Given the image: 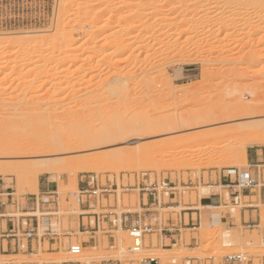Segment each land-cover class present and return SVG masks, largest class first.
Listing matches in <instances>:
<instances>
[{
  "label": "rangeland",
  "instance_id": "374dc122",
  "mask_svg": "<svg viewBox=\"0 0 264 264\" xmlns=\"http://www.w3.org/2000/svg\"><path fill=\"white\" fill-rule=\"evenodd\" d=\"M67 1L68 0H64V3L66 2L69 5L73 2H70V0L68 2ZM87 1L89 3H93L92 5H87V8L89 9L90 6V8L93 7V9H86V12H84L86 14L85 18L87 19L92 12L97 13L99 11V18L97 19L98 23H95L96 20L93 21L94 23L92 22L90 24L84 22V33L78 32V38L75 41L76 46L79 45V42L80 46L81 43H83L82 48L85 51L82 49L80 50L82 52L78 53V55L82 54L79 55V59H82L71 68L70 66L65 68V66V69L63 68L64 70L60 69L62 71H58V78L60 80L63 76V80L61 79L62 82L60 80L62 83L61 85H71V83L78 84L73 86L71 85L73 90L69 89V91L71 90L70 92L66 91L64 94L62 93L61 98L68 92L67 96L65 95L66 97L63 98L68 100L67 97H69L70 94L72 95L71 92H74V90L79 88L78 90L81 92H74L72 98L70 96L69 102H71V99L75 101L76 97L77 99L80 98L77 100L76 105L74 104V101V103L71 102L74 107L77 106V104H81L78 103L81 101L86 104V108L84 107L86 110L92 109L93 112H97H92V115L95 114L96 116H91L90 120L88 119L91 112L87 110L90 114L85 115L88 116L87 120L89 122L92 120V123L90 122L92 127L101 125L103 121L105 123V120H111L110 116L113 115V113H119V116L123 115L121 118L129 117L131 114H134L137 118L140 117L141 114L152 119L158 117L177 118L185 114L187 111L199 113L203 110L207 112L209 109L211 110L213 108L215 110H219L223 107L228 108L231 104H233L232 101H236L238 98H240L239 105L249 103L250 105L258 104L261 105L262 108L264 107V0H236L238 3L243 4V8L239 13L228 14L226 11H222L221 13V10H219V13L216 12L218 10L212 11L214 12L213 14L216 12V17L212 14V12L206 14L203 18H210L212 20H209V23L202 28L195 27L196 29L186 24L183 26V21L180 18L173 19L172 15L171 22L170 20H166L165 23L161 22L159 25H157V23H155L156 25L154 24V26H157L159 30L162 29L160 31L162 33L164 32L163 35L159 31L161 34H158L156 38L151 40L146 38V35H149L148 33L143 35L145 37L140 35L143 39L141 38L136 45H140L142 43L144 48L140 45L141 47L137 46L139 50H136L135 47V50L133 49L131 53L130 51L122 52L123 55L118 54L117 52L112 54V52L116 50L115 41L113 39L115 38L114 36H119V33H121V36L119 37L130 35L129 22L111 23L109 26L105 23L106 18H109L110 16L109 4L117 3L118 0L117 2H115L116 0H107V2L106 0H101L102 4L100 3V0L99 2L98 0H77L79 4H82L83 2L87 3ZM110 1L113 3H110ZM62 2V0H0V92L4 90L3 92L5 93L4 94L2 92V95H0V99L2 100L0 101V108L2 109L3 107L1 113L2 115H5L7 110V114L8 112L10 113L14 110L15 105H18L15 104L16 100L18 103L20 100L19 104H21L23 103L21 100L26 102L30 97L35 98V96H33L34 94L38 95L37 97H40L39 94H42V97L46 94L41 92L44 91L45 86H43L44 89L42 88L40 89L41 91L39 90L41 93L37 91L39 94L26 87H22L23 89L20 87V91H17L19 90L18 86H20L21 81L19 80H21V78H23V81H31L30 79L32 77L29 74L30 67L25 68V70L29 73L26 71L22 72L21 69L24 70V68H21V65L16 63L17 59L15 58L17 55L14 47H16L18 39L22 38L24 33L27 34L26 39L28 45H33L35 41L37 44L39 41V43H41V41L44 43L48 42L50 40L48 38L52 37L54 32L53 30L56 29L55 26L57 27L59 23L62 25L68 24V19L71 18V14L74 12V3L71 4L72 6L70 5L73 9L65 3L66 6L70 8L68 9L67 7H63L65 4ZM104 2L109 8H106L105 5H103ZM61 4L64 5L62 6ZM102 7H105L107 11H109H105V8L101 11ZM63 8H65V10H63ZM65 11L67 12L65 13ZM88 13L91 14L88 15ZM175 15L174 17H176ZM219 18L223 19L221 20ZM176 19H179L181 23L179 20L176 22ZM150 22L147 23L148 26L153 23ZM178 22L180 24H177ZM103 23L104 25H102ZM89 25L91 26L89 27ZM93 27L96 28L97 31ZM185 27L186 29H191L186 30ZM101 28H103V31ZM121 29L127 30H125V32L122 30V32H124L122 33ZM94 30L96 32H94ZM95 33L98 34L96 35ZM88 34H91L92 36L94 35V37H92V41H90L91 38L89 40ZM107 35L108 37L109 35L113 36V39H109L110 37L105 38ZM159 36L161 38H159ZM200 36H202L203 39ZM107 41H109L110 44L109 42L107 44ZM146 42H149V44H146L145 49L144 43ZM5 52L8 53V56ZM2 53L6 56L4 55L5 57H2ZM190 58L194 59V62H190ZM145 59L146 61L144 62ZM85 60H87L88 64L86 62L84 64L83 61ZM102 60L105 64L107 62L106 65L109 69L104 64V69L102 67L99 68V66L102 65ZM47 61L43 60L41 61L43 64L40 62L39 65L48 67L49 65L50 67L54 66V59ZM108 62H110V64ZM111 63H116L117 65L115 66V64H112V66ZM95 64L100 65L98 67L95 66L94 68ZM148 64H150L151 67H149ZM76 65H78V67ZM18 66L21 69H19ZM79 67H81L82 70H80L83 75V71L86 69L83 77L82 73L79 72ZM100 69L102 70L100 71ZM128 73H131L133 77H130L132 75L129 74V76ZM127 75L129 76V79ZM29 76L30 79L28 80ZM66 76H68V78H66L65 82L64 77ZM45 80L46 78L42 79V81ZM122 81H124V83ZM116 82H118L117 85ZM119 82H122L124 85L123 87L125 88L123 90L122 85H120V88H118L120 91H117L119 92V96L122 97L123 93H127L128 95L127 96L125 94V96H123L124 99L123 97L122 99H118L119 97L114 95L117 94L115 88H117L116 86H119ZM17 83H19L18 86ZM110 86H112L111 88H115L111 89ZM47 88L45 89L47 90L46 95H49L48 92L52 94L53 91L50 92L52 89L48 91ZM110 89L112 91L114 90L113 92L115 93H111L112 91H110ZM22 93L26 97L22 95ZM172 96H175V98L171 100ZM41 99L38 98V102H41ZM63 99L60 100L62 101ZM65 100H63V103L65 102L66 104L67 101ZM71 103H69L67 108L70 107V109L73 110L74 107ZM82 104L77 106L79 110L77 107L74 109L77 114L80 109V112L83 114V111L86 112V110L82 111ZM66 105H68V103ZM79 106L81 107L79 108ZM62 107L66 106L63 104ZM106 113L108 114L105 116L104 114ZM234 113L235 112L232 111V113L226 112L222 114L220 119L223 120L215 123L206 122L204 124H200L199 126L196 125L190 128L185 127V129L182 128L176 132H160L157 135L148 134L139 140V145H147L158 140L179 137L182 135L195 136L202 132H209L213 130L219 131L220 129L225 130L240 123L261 120L264 117L263 114L256 118H239L240 120L236 118L229 120L228 117H231V114L234 115ZM77 114L75 115L76 117L78 116ZM128 114L130 115L126 116ZM119 116H117L116 119H119ZM72 118L74 121V117ZM69 120L68 122H71L70 127L73 129L74 127L72 126L75 125L76 128L78 120H75L76 124ZM87 120L86 122L89 124ZM15 123L16 122H14V125ZM72 123L74 124L72 125ZM87 123H85V125ZM65 125L66 127L59 126V131L57 132L60 133L61 128H66L64 131L65 134H67L69 126H67V124ZM70 129L69 134L72 130ZM76 129V131L80 130L78 127ZM56 130H58V128ZM2 131H4V129ZM10 131L9 129H5L3 133L0 131V135L3 134L4 138L8 135V138L12 134ZM53 131L54 130H52V132ZM64 131L62 130L63 134ZM217 135L212 139L202 142L201 144L199 143L196 145L197 148L202 149L203 151H200L204 152L203 148H209L214 143H217V141L220 142V134L218 133ZM2 137L1 141H6L5 139L2 140ZM228 141L230 140H226L225 142L221 141L223 144L221 145L222 148L217 154L212 155L208 159L202 155L203 153H199L200 155L197 157L189 158L185 155V153L170 150V156L163 157L155 154L154 157L147 160V163H143V161L135 163L125 162L124 164L117 163L111 166L109 165L102 168H96L85 173L79 172L83 163H75L76 165L71 169L70 173H68L69 175L61 172L62 167L61 165H58L61 170L57 168L54 171L55 173L50 172L41 174L38 177V183L49 182L50 185L57 186V188L52 189V191L57 190L58 205H53V202L56 201V195H54V198L45 199L44 202L46 206H39L38 211L35 214L39 217V219L43 218V215L48 214L49 217L52 218L51 224L53 228H56L61 234L68 233L71 229L75 234L74 237H71L70 240L67 238H61L63 246L59 249H56V246H54L53 250H48L47 243H44L42 248H38L34 252H26L10 256H15V264H85L82 259L87 255L90 257L92 256L91 258H93L92 262L88 264H102L108 260H111L112 263L118 261L119 264H140V262L146 258L155 259L156 264H225V258L227 256L239 255L244 259L242 264H264V202H256V198L254 197L250 199L253 205H257V212L253 213L257 218V222L253 224L255 226L251 227L241 226L239 224L240 210L244 207V205L248 204V198H243L238 205H234L228 200L229 193L226 189L223 191V200L224 205L226 206L225 209H204L200 207L199 204V198L206 194L207 189L205 186L211 182H216L218 176L221 174L226 175L229 170L234 169H236L239 174L244 173V171L248 173V170H251L252 179L255 178V180H257V187L256 189H253L252 195H254L255 192L259 194V188L261 184L264 183V146L258 147L254 144L246 145V155H252L254 163L257 165L255 168H250V164L247 159L246 162L243 163L240 158H238L239 156L237 157V155H239L237 152H235L234 155H236V159L239 160L234 161L231 166H219L215 168L201 167V163L203 161L212 162L224 159L225 150L228 149L229 145ZM99 143L103 145L105 144V146L96 149L78 150L73 152L66 151L60 153L55 152L54 149L48 148L43 150L44 153L20 154L17 149H13L10 154H0V163L32 164L38 161L41 162L47 160L66 161V159L72 160L74 158H78L77 160H79V158L82 159L81 157H91L94 155H98V161L102 162L108 160L106 154L112 153L113 151H116L115 153L117 155L115 156H117V160L124 159V155H127V153L124 154V152H121L123 155L118 156L120 155L118 150H123L125 148L129 149L128 144H125L124 142L114 143L112 140L107 139L105 141L98 142L97 144ZM194 143L195 139H193L192 146L195 145ZM196 153L198 152L196 151ZM125 159H127V157ZM179 164H183L184 166L179 167ZM74 177L76 178V182L73 181ZM91 179H93V184H91V186L93 188H96L97 186L98 189V195L96 198H84L81 194L78 196L76 193V189H78V182L82 180L86 185L87 182H91ZM232 179H234L233 175ZM17 180L16 176L11 172L0 174V186L4 193L10 194L9 196H2V199L9 200L10 198H13V205H16L21 201H25L26 203V198L36 196L39 203L41 202V196L38 195L37 192H34L33 190V193H31V182H27L25 184L23 183L24 188H21L23 190L22 191L18 188L20 185L18 183L20 182H17ZM172 187L175 188V190L170 191L169 188ZM104 188L107 189L106 192L102 191ZM145 188L154 190L148 193L144 191ZM29 190L31 191L30 193ZM161 192L164 193L162 194ZM170 192L174 193L171 195V198L173 199L175 197L173 199V203L178 207L169 210H161L160 208L152 207L149 211L144 212L142 219H146V221H144L141 225L149 222L147 218L149 214L154 215L153 217L156 219L154 220L158 221V213L162 214L166 219L167 213H179L187 205L195 206L201 212L200 225H196L195 229L182 231V242L174 241L170 244L169 241H166L164 246L162 245L161 240H158L154 233L152 235L147 234L143 237L141 249L137 253H132L130 252L131 238L129 237L128 232L126 230L118 229L112 233L115 239V243L112 248H110L107 244V239L105 237H101L102 233L100 232L97 234V243L94 246V249L91 250L92 247L88 248V245L86 246L85 244H82V242H87L90 236L89 234L82 235L79 233L77 229L78 216L71 213L74 205H80L81 201L87 200L92 206L90 209L94 213L102 215L107 214V212L111 210L112 214L119 216L123 213L130 214L140 212L139 195L142 193L155 195L156 200L161 199L163 204H167L170 200L168 197ZM25 203L21 206L24 207ZM223 211H228L232 216L237 218V226L225 223L219 224L217 219H210L211 215L216 217ZM13 213L19 215L20 212L14 211ZM154 220L151 223L152 225ZM67 241H70L72 245L81 244V253L78 255L69 254L68 251H66L65 246ZM43 257H45V259ZM9 258V256L0 255V264H5Z\"/></svg>",
  "mask_w": 264,
  "mask_h": 264
},
{
  "label": "bare ground",
  "instance_id": "6f19581e",
  "mask_svg": "<svg viewBox=\"0 0 264 264\" xmlns=\"http://www.w3.org/2000/svg\"><path fill=\"white\" fill-rule=\"evenodd\" d=\"M62 1H63L62 3H64V0H62ZM70 2H72L71 4L74 3L73 4L74 5V12H73V14H71L72 15L71 18L68 19V24L62 25L59 23L57 25V27L55 26L56 29L54 28L55 30H53L54 31L53 35H52V37L48 38V39H50L48 42L43 43V41H41V43H39L40 42L39 41L37 44V42L35 41L36 43L34 42L33 45H28L27 39H26L27 34L24 33L23 36H25V35L26 36L25 37L22 36V38H19L17 41L18 43H17L16 47H14V49L16 50V55H17V57L15 58V59H17L16 63L20 64L21 68H24V70H23L18 66L19 69H21L22 72L23 71L25 72L26 71L25 68L30 67V70H29L30 73L28 71H26V72L29 73L32 77L31 79H30V76L28 78V80L30 79L31 81H23V78L20 77L21 80H19V81H21V82H20V86H18L19 83H17V86L19 87V90H17V91L18 92L20 91V87H21V89H23L22 87H24V88L26 87V88L31 89L33 91H36V93H38L37 91L42 89L43 86H45V89L48 86V88H47L48 91L50 89H52V90H50V92L51 91H53V92H52V94L48 92L49 95H46L47 90H45L43 88L44 91H41V90L40 91L46 93L44 95V97H42L43 96L42 94H39V93H41L40 91L38 93L39 96L43 99H41L40 97H37L38 95L34 94L33 96H35V98L32 97L34 99H32L30 97L31 99L28 98L29 101L25 100L26 102L21 100L23 102L21 104H19L20 100L18 103L17 100L15 99L17 103L15 101L14 102H15V104H18V105H15L14 110H12V112H10V113L8 112V114H7L8 110L5 112L6 114L3 112L5 115L1 114L3 107H2V109L0 108V110H1V112H0V131H1V133H3L5 131V129L6 130L9 129V131L10 130L13 131V132L10 131V133H12V134L9 137H11V138H9V137L7 138L8 135L5 136L6 138H4L3 134L0 135L1 137L3 136L2 140L3 139L6 140V141H4V140L1 141V137H0V154L1 155L2 154H10V152H12L13 149H17L20 154L44 153L43 150L48 149V148L54 149L55 152H59V153L60 152H66V151L67 152L68 151L73 152V151H78V150L96 149V148H101L102 146H105V144L104 145L100 144V143L97 144L98 142H102V141H105L108 139V140H112L114 143L124 142L125 144H128L129 149L125 148L123 150H121V149L118 150L119 151L118 153H120V155H118V156L123 155V153H121V152H124V154L127 153V155L129 153L128 156H130V157H128L127 155H124V159L117 160V156H115V155H117L115 153L116 151L115 152L113 151L114 153L112 152V153L106 154V157L108 160L102 161V162L98 161V159H99L98 155L97 156L94 155L91 157H81L82 159L79 158V160H77L78 158H76V159L74 158L72 160L66 159V161H63V160L62 161H59V160L48 161L47 160V161H41V162L38 161V162H35L32 164H29V163H27V164H16V163H13V164L12 163H4L3 164V163H0V174H4L6 172H11L12 174H14L16 176V179H18L17 182L18 181L20 182V183H18V184H20L18 187L20 190H22L24 188L25 183L31 182L32 183V190L31 189L30 190L32 192L29 190V193L30 192L33 193V190H34V192L38 193V177L41 174L54 172L57 168L59 170H61L60 166L58 167V165H61V167H62L61 172L68 174V173H70L71 169L74 168V166L76 164L83 163L81 170L79 172L85 173V172H88L90 170L92 171L93 169H96V168H102V167L109 166V165L111 166V165H114L117 163H123L124 164L125 162L135 163V162H140V161H143V163L144 162L147 163L148 162L147 160H149V158L154 157L155 154L158 156L161 155L163 157L170 156L171 155L170 150L185 153V155L189 158L197 157L198 155L203 153L202 155H204V157L208 159L212 155L218 153V151L222 148L221 145H223L222 144L223 141L225 142L226 140H230V141H228L229 142L228 149L225 150L226 152L224 153V159L216 160V161H212V162L203 161L201 163L202 168H215V167H219V166H231V165H233L234 161L239 160V159H236V155H234L235 152L239 153V155H237V157L239 156L238 158H240V160L243 163L246 162V159H247L246 145H248V144L249 145L254 144L258 147L264 146V117L262 118L263 120L261 119V120H257V121L247 122V123H240V124H237V125L232 126L230 128H227L225 130L220 129L219 131L213 130V131H209V132H202V133H198L195 136H193V135H182L179 137H173V138L158 140L154 143H150L147 145H139V140L142 137L147 136L148 134L157 135L160 132H164V133L176 132L178 130H181L182 128L185 129V127L190 128V127H193L196 125L199 126L200 124H204L206 122L207 123L219 122L220 120H223V119H220V116L226 112H230V113H232V111L235 112L234 115L231 114V117H228L229 120L236 119V118L237 119H239V118L240 119H250L253 117L256 118V117H259V116L264 114V110H263L264 107L262 108L261 105H258V104L257 105H253V104L250 105L249 103L239 105L240 104V102H239L240 98H238V100H236L237 98L234 99L236 101H232L233 104H231L230 107H228V108L223 107V108H220L219 110H217V109L215 110L213 108L214 110L209 109L207 112H205L203 110V111H200L199 113H192V112L187 111L185 114H183L177 118L158 117V118L152 119V118L147 117L145 114L144 115L146 117L143 116V114H141L140 117H138V118L134 114H131V116H129L130 114H128L126 116H129V117L121 118V116H123V115L119 116V113H116V114L113 113V115L110 116L111 120H109V119H108V121L105 120L106 121L105 123L103 121V123L101 125L96 126V127H92L90 125V122L92 123V120L90 122L88 120L91 119V116H93V115H94V117L96 116L95 114L92 115L93 110L87 109L88 111L91 112V114H90V112L88 113V111L85 109L86 104H84L83 102L80 101L78 103L84 104V105L82 104V106H83L82 111L86 110V112L83 111L84 112V114H83L82 112H80L81 111V109H80V111H78V114H77V112L74 109H76V107L78 105H81V104H77V106L74 107V105L71 103L74 100L71 99V102H69L70 96L72 98V95L74 92H76V91L81 92L80 90H78L79 88L74 90V92H71L72 95L69 93L70 96L67 97L68 100L63 99L67 96L68 92L65 94L66 96L64 95V97L61 98V94L62 93L64 94V92L69 91V89L73 90V88H71V85L73 86L76 83L75 82H74L75 84L71 83V85L70 84L61 85L62 84L61 82L63 80L62 79L63 76H62V78H60V80L62 79L60 82V80L58 78V71L60 69H63L65 66H66L65 68H68V66H70V68H71L72 66H74V64H76L79 60L82 59V58L79 59V57H80L79 55H82V54L78 55V53L82 52L80 50L83 49L82 48L83 43H81V46H80V42H79V45L77 44L78 46H76L75 41L78 38L77 33L78 32L84 33V31H83V29L85 28L84 22H87L90 24L96 20L95 23H98L97 19L99 18L98 16H99L100 12L99 11L97 13L92 12V14L90 13L91 15L88 13V15H90V16L87 17L88 16L87 15L86 16L87 19H86L85 18L86 14L84 12H86V9H88L87 5H89V4L92 5L93 3H89L87 1L88 4L86 2H83V3L81 2L82 4H79L80 2L78 1L79 2L78 3L77 0H70ZM98 2H99V0H98ZM106 2H107V0H106ZM115 2H117V0ZM100 3L102 4L101 0H100ZM110 3H113V2L110 1ZM66 4L69 5L68 3H66ZM66 4L64 6L62 4L61 5L65 8L67 7L68 9H70L69 7H71L72 5L70 4L71 6L69 5V7H68V6H66ZM100 5H99V7H100ZM103 5H105L106 8L110 7L109 8L110 16H109V18H106V20H105V23H107L108 26L111 23L114 24V23H121V22H129V34L130 35H126L127 37L124 34H122L124 36L119 37V36H121L120 35L121 33H119V36L116 35L118 37L114 36L115 37L114 39H113V36H111V35H109L110 38L108 37V35L105 37V38L108 37L109 39H113L115 41L116 50H114L112 52V54L117 52L118 54H121V55H123L122 52H127V51L129 52L130 51V53H131L135 47L137 50L138 49L137 46L138 47L140 45L143 46L142 43L140 45H136V44L142 38L141 36L146 35L147 33L149 35L148 36L146 35V38H149L150 40L153 38H156V36L158 34L162 33L160 31L162 29L159 30V28L157 26L155 27L154 24L157 23V25H159V23H161V22L165 23L166 20H170V22H171L172 21V18H171L172 15H173L172 16L173 19L174 18H180L183 21V23H182V24H184L183 26H185V24H186L192 28L193 27L194 28L195 27H199V28L201 27L202 28L203 26H205L209 23L208 22L209 20H212L210 18L207 19V18H203V17L206 16V14L211 13L212 11L218 10L216 12L219 13V10H221L220 11L221 13H222V11H226V12H228V14H235V13L237 14L243 8V4L238 3L236 0H120V2L118 0L117 3L109 4V7L106 6L107 4L105 2L103 3ZM62 6H61V9H62ZM105 7H102L101 11H103V9ZM65 8H63V10H65ZM90 9L92 10L93 7L90 8V6H89L88 10H90ZM97 10H99V9H97ZM105 11H107V9ZM66 12L67 11H65V13ZM216 12H215V14H216ZM213 13L214 12H212V14ZM60 14H63V13H60ZM215 14H213V15L215 16ZM174 15L176 17H174ZM204 19H207V20H204ZM219 19H221V18H219ZM177 20H179V19H176L175 21L177 22ZM213 20H214V18H213ZM150 21L153 23H151ZM175 21H173V22L176 23ZM148 22H150L153 26L150 24H149L150 26H148V24H147ZM179 22L181 23L180 20H179ZM179 22L177 24H180ZM146 24H147V26H146ZM102 25H104V23ZM90 26L91 25H89V27ZM190 27H188V28H190ZM160 28H162V27H160ZM94 29H96V28H94ZM185 29H186V27H185ZM190 29H186V30H190ZM101 30L103 31V28H101ZM122 30L123 29H121V32H122ZM125 30H127V29H125ZM125 30H123V31L125 32ZM96 31H97V29H96ZM96 31L94 30V32H96ZM159 31L161 33H159ZM124 32H122V33H124ZM85 33H87V32H85ZM91 34H93V33H91ZM91 34H88L89 40L91 38L90 41H92V37H94V35L92 36ZM163 34H164V32L162 33V35ZM227 34H230V33H227ZM84 35H86V34H84ZM160 36H159V38H161ZM124 37H126V38H124ZM143 37H145V36H143ZM165 37H164V39H165ZM200 37L203 39L202 36H200ZM145 41H146V39H145ZM85 42H86V40H85ZM108 42L109 41H107V44H108ZM105 43H103V44L106 45ZM109 44H110V42H109ZM111 44H112V42H111ZM146 44H149V42L144 43L145 49H146ZM218 46H221V45H218ZM142 48H144V46ZM215 49H217V48H215ZM211 50H213V49H211ZM83 51H85V50L83 49ZM6 53L7 52H5V54ZM5 54L2 53V57H5L6 55L8 56V53L6 55ZM124 55H125V53H124ZM52 59H54V66L53 67H50V65H49V67L39 65V63L43 60L47 61V60H52ZM0 60H1V58H0ZM191 60H193V61H191ZM191 60H190V62H194V59H191ZM145 61H146V59L144 60V62ZM47 62H45V63H47ZM83 62L85 64V62L87 63V60H85ZM110 62H108V63L110 64ZM97 63H100V62H97ZM147 63H148V61H147ZM41 64H43V63L41 62ZM101 64H102L101 66H99L100 64L99 65L95 64L94 68H95V66L96 67L99 66V68L102 67L104 69L103 64L106 65L107 62L105 64L102 60ZM112 64L113 65L115 64V66L117 65L116 63H111V65ZM148 65H149V67H151L150 64H148ZM151 65H152V63H151ZM76 66L78 67V65H76ZM79 66H81V65H79ZM143 66H145V65H143ZM106 67H107V65H106ZM80 69H81V67H79V70ZM83 69H85V68H83ZM21 70H19V71H21ZM81 70L79 72H81ZM101 70L102 69H100V71ZM61 71L62 70H60L59 72H61ZM85 71H86V69H85ZM85 71H83L84 75H85ZM129 74L132 75L131 73H128V75ZM84 75L82 73V77ZM24 76H26V75H24ZM24 76H22V77H24ZM27 76H28V74H27ZM129 76H128V79H129ZM130 77H133V75ZM43 78H46V80L42 81ZM66 78H68V76L64 77L65 82H66ZM64 81H63V83H64ZM58 82H59V84H58ZM122 82L124 83V81H122ZM122 82L121 83L119 82L120 83L119 86H116L118 83V82H116L115 86L117 88H115L113 86L115 88L116 92L118 90L120 91V89H118V88H120V85H122L123 90L125 89L123 87L124 85ZM76 85H78V84H76ZM128 85H129V83H128ZM49 86H50V88H49ZM80 87H81V85H80ZM111 87L112 86H110V88ZM108 88H109V86H108ZM114 88H111V89H114ZM111 89H110V91H112ZM31 90H30V92H31ZM3 91L4 90H2L0 92L1 93L0 95H2ZM113 91L111 93H115ZM26 93H27V91H26ZM75 94H77V93H75ZM117 94H114V95L118 96L119 97V98L117 97L118 99H122V97L125 96V94L127 95V93H125V94L123 93L122 97H121V96H119V92H117ZM167 94H168V92H167ZM22 95H24V94L22 93ZM30 96H32V95H30ZM59 96H60V98H59ZM112 96H113V94H112ZM38 98L41 99V102H38ZM173 98H175V96L174 97L172 96L171 100ZM60 99L67 101L68 105H66L67 103L65 104V102L63 103V100L61 101ZM78 99H80V98H78ZM78 99H77V97L75 98V101H74L75 103L73 102L75 105H76V102ZM123 99H124V97H123ZM0 101H2V100L0 99ZM61 102H62V105L64 104V106H66V107H62ZM234 102H236V103H234ZM69 103H71L73 105L74 111L71 110L70 107L67 108V106H69ZM12 107H13V104H12ZM80 107L81 106H79V108ZM5 109H7V108H5ZM77 109H78V107H77ZM93 113H97V112L94 111ZM76 114L78 115L77 116L78 118L80 117L79 119L75 116ZM87 114L88 115L90 114L89 119H88V116H85ZM107 114L108 113H106L104 115L106 116ZM117 116H119L122 120L119 117L118 118L120 120L116 119ZM124 116H125V114H124ZM209 116H210V118H209ZM72 117H74L75 120L76 119L78 120V121L76 120L77 121L76 128L78 127L80 129V130L78 129L79 131H76L77 129L75 128V125L72 127H74L76 130L74 128L72 129L70 127L71 122H68V120L70 119L69 121H73ZM94 117H92V118H94ZM75 120L73 121L74 123L76 122ZM86 120L89 122V124L86 122ZM18 121H19V123H18ZM14 122H16L18 124L15 123V125H14ZM84 122L87 124L85 125ZM74 123H72V125ZM65 124H67V126H69V128L67 129L68 133L65 134L64 129L66 130V128H64V129L61 128L60 133H58L57 131H59V126L60 127L65 126L66 127ZM57 128H58V130H56ZM3 129H4V131H2ZM69 129L71 130L70 134H69ZM52 130H54L56 132H54V131L52 132ZM62 130L64 131V134H63ZM73 131H74V133H73ZM218 133L220 134L219 138L221 139L222 142L221 141L220 142L217 141V143L213 142L214 144L211 146L209 145L210 146L209 148L208 147L203 148L204 152H201V151H203L202 149L197 148L196 145H198L199 143L201 144L202 142H204L208 139H212ZM61 134H63V135H61ZM217 137H218V135H217ZM193 139H195V143H194L195 145L192 146ZM194 146H196V147H194ZM196 151L198 153H196ZM126 157H127V159H125ZM143 163H141V164H143ZM181 166H184V165L181 164L179 167H181ZM229 171H232V170H229ZM245 173L246 172L244 171V173H241V174L244 175ZM230 174L233 175V173H230ZM73 176H74V173H73ZM75 179L76 178L74 177L73 181L76 182ZM244 181H245L244 177L240 178L241 183H243ZM76 190H77L76 193L78 196H79V194H82V190L81 191L78 189H76ZM161 193L163 194L164 192H161ZM157 200L159 201V203L157 205L161 206L163 204L161 199H157ZM21 202H20V204L25 203V201H21ZM103 203H104V201H103ZM81 212H82V210L80 208V205H77V204L74 205V207L71 211V213L75 216H79L81 214ZM120 230H122V228ZM69 235H70V232H68V236ZM224 236H226V235H224ZM66 238L69 239L68 237H66ZM68 243H70L72 245V243L70 241H67L66 245H65L66 248H67ZM74 245H77L80 247V252H79V254H80L81 250H82V245L81 244L80 245L74 244ZM62 246H63V242L61 241V245L56 247V248L59 249ZM94 248L95 247H92L91 250ZM9 257L10 258L7 259L5 264H15L16 263L15 262L16 261L15 256H9ZM91 257L88 255L85 256L82 259L83 263L88 264V263L92 262L93 258H91ZM43 258L45 259V257H43ZM81 263H82V261H81Z\"/></svg>",
  "mask_w": 264,
  "mask_h": 264
},
{
  "label": "crops",
  "instance_id": "0c3cea01",
  "mask_svg": "<svg viewBox=\"0 0 264 264\" xmlns=\"http://www.w3.org/2000/svg\"><path fill=\"white\" fill-rule=\"evenodd\" d=\"M257 155V154H255ZM247 161L250 164V168H255L257 165L254 163V160L252 158V155L247 154ZM258 161V160H256ZM249 168V169H250ZM238 173V171H237ZM248 174L250 178L252 179L251 175V170H248ZM244 174V175H245ZM237 176V175H236ZM255 183V185L250 188V189H238L235 186V182L237 181V177L232 179V175L228 174H221L218 176V179L214 183H210L205 188L207 189L206 194L202 195L199 198V204L200 207L204 209H221V208H226L224 205V197H223V191L228 190V200L232 202V199L235 195H238L239 202L242 201L243 198H248V204L244 205V207L241 208L240 213H239V224L241 226H255L257 222V218L254 216V212H257V205H253L251 202V198H256V202H264V183L261 184L259 188V194L255 192L254 195H252L253 189H256L257 187V180L255 178L252 179ZM54 188H57V186L50 185L49 182H39L38 183V195L41 196L40 198V203L37 200V197L34 196L31 198H26L27 202L25 203V206H21L24 204H16L15 205H9L5 208V211L7 213H13L14 211H19L20 213H33L30 212L35 208V205L38 206H43L45 207L46 204L44 202L45 199L49 198H54V195H56V202H57V190H53ZM86 185L84 182L81 180L78 182V189L81 191L82 189H85ZM170 191L175 190V188H169ZM237 192V194H236ZM174 193L170 192L169 193V202L167 204H162L161 206L155 205V200L156 196L152 194H146L142 193L139 195V210L140 212H135V213H123L122 215L120 214L115 215L112 214L111 210L109 212L111 215L108 214H96L94 213L90 207V203L86 201H81L80 203V208L82 210V213L78 216L77 218V229L80 234H89V239L87 242H82V244H85L86 246L88 245V248L94 247L97 243V234L100 232L102 233V238L105 237L107 239V244L112 248L115 243V239L113 236V232H115L117 229V225H122L124 230L125 227H130L132 225L136 224H143L146 219H142V216H144V212L149 211V209H152V207L155 208H160L161 210H169V209H175L178 206H176L173 203V199L171 198V195ZM36 198V203L32 202L35 201ZM58 205V202H57ZM96 215H99L100 221L98 222V217ZM159 215V220L156 222H153V229H154V234L157 236V239L161 240L162 245L165 246L166 241H169V243L175 242H182V231L187 230V229H192V225H200L201 221V212L200 210L197 209L195 206L187 205L184 207L179 213L177 212H170L167 213V218L165 219L164 216L160 213ZM211 220L217 219L219 224L220 223H225V224H230L232 226H237V218L232 216L228 211H223L220 214H218L216 217L212 216L210 217ZM49 222H51L52 218H48ZM93 220V221H91ZM156 220V219H155ZM85 221V222H84ZM112 222H115V224L112 225ZM149 223H152L150 221ZM10 223L8 220H4L0 222V229H5L9 228ZM171 227H174L173 233H167V229H172ZM196 228V227H195ZM194 228V229H195ZM70 235L68 236V233H62L63 236L66 238L68 237L71 239V237H74L73 230H69ZM152 235V234H151ZM63 237V238H64ZM11 244V242L9 241ZM44 243L42 242L39 244L38 241L32 240L28 242L27 244V250L24 251H18L16 250L13 246H8L6 250H4L0 255L2 256H10V255H18V254H23L26 252H34L38 248H42ZM93 245V246H91ZM47 246L48 250H53V247L56 246L54 242L47 241ZM57 247V246H56ZM57 249V248H56Z\"/></svg>",
  "mask_w": 264,
  "mask_h": 264
},
{
  "label": "built area",
  "instance_id": "2783aa9c",
  "mask_svg": "<svg viewBox=\"0 0 264 264\" xmlns=\"http://www.w3.org/2000/svg\"><path fill=\"white\" fill-rule=\"evenodd\" d=\"M230 173H233L234 178L237 177V181L234 183L235 186L238 189H250L252 188L255 183L250 178L249 175L245 174H239L237 173V170L234 169L232 171H228V175H232ZM237 175V176H236ZM244 177L245 181L243 183L240 182V178ZM93 184V179H91V182L86 183V188L82 189V196L84 198L88 199H95L98 195V189L93 188L91 186ZM91 187V188H90ZM154 189L145 188L144 191L150 193ZM102 191L106 192L107 189L104 188ZM237 194V192H236ZM9 193H4L1 186H0V222L4 220H8L10 223L9 228L0 229V253H2L8 246H13L16 250L20 251H26L27 250V244L28 242L32 240H36L39 242V244L47 243V241L54 242L56 246L61 245V238H63V234L58 232L56 228L52 227L51 222H49L48 218L49 215H43L41 219H39L38 216H36V212L38 211V206L35 205V208L31 211L33 213H19V215H16L14 213H7L5 211V208L9 205H13V198H10L9 200H4L1 197L2 196H9ZM36 203V198L35 201ZM159 203L158 200H155V205ZM232 203L234 205H238L239 199L238 195L234 194V197L232 199ZM57 206V202H53V205ZM16 206V205H15ZM158 206V205H157ZM149 213V212H148ZM108 215H111L110 212H107ZM154 215L149 214L147 216L149 222L153 221L155 218ZM98 217V222L100 221L99 215H96ZM146 223L144 225H132L130 227H125L124 230H126L129 234V237L131 238V247L130 252L137 253L142 246L143 237L147 234H153L154 229L153 225L151 223ZM154 222H156L154 220ZM115 224V222H112V225ZM192 229L195 228V226H191ZM123 228L122 225H117V229ZM167 229V233H173V228ZM11 242V244L9 243ZM66 250L68 253L72 255H77L80 252V247L77 245H71L70 243L67 244ZM244 261L243 258H241L239 255H231L227 256L225 258V264H242ZM117 262L112 263L111 260H108L107 262H103L102 264H117ZM119 264V263H118ZM134 264V263H131ZM140 264H156V260L152 258H146L143 259Z\"/></svg>",
  "mask_w": 264,
  "mask_h": 264
}]
</instances>
